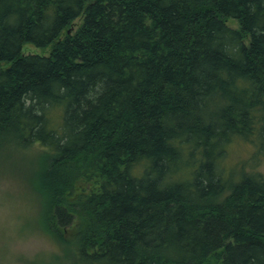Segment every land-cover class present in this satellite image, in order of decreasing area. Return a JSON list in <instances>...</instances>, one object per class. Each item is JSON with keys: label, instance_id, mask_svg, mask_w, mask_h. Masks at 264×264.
<instances>
[{"label": "trees", "instance_id": "trees-1", "mask_svg": "<svg viewBox=\"0 0 264 264\" xmlns=\"http://www.w3.org/2000/svg\"><path fill=\"white\" fill-rule=\"evenodd\" d=\"M0 65V149L41 151L76 264H264V0H0Z\"/></svg>", "mask_w": 264, "mask_h": 264}, {"label": "rangeland", "instance_id": "rangeland-1", "mask_svg": "<svg viewBox=\"0 0 264 264\" xmlns=\"http://www.w3.org/2000/svg\"><path fill=\"white\" fill-rule=\"evenodd\" d=\"M228 24L238 28L236 21L230 20ZM23 52L47 55L50 49L26 45ZM38 152L41 151L37 147L14 148L13 145L0 149V264H76L74 245L48 238L39 225L40 200L29 181L37 170ZM256 155V162H261L254 147L234 144L223 163L226 174L232 168H251L252 156ZM259 168L264 171L262 163Z\"/></svg>", "mask_w": 264, "mask_h": 264}]
</instances>
